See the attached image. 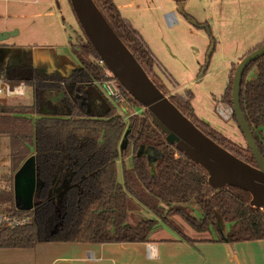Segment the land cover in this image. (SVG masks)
<instances>
[{
  "label": "trees",
  "instance_id": "1",
  "mask_svg": "<svg viewBox=\"0 0 264 264\" xmlns=\"http://www.w3.org/2000/svg\"><path fill=\"white\" fill-rule=\"evenodd\" d=\"M94 2L153 82L168 96L155 70L165 72L141 34L123 18L114 0ZM83 40L77 47L91 59H82L83 68L68 78L0 73V77L13 85L23 81L34 90L32 106L12 107L0 103V137L9 139L13 172L35 157L40 182L36 194L38 203L28 212L17 209L12 189H0V207H9L11 214L28 218L23 226H0V248H33L44 242H147L160 223L192 243L172 216L180 217L198 233L214 230L219 240L228 243L264 240V209L252 207L251 195L242 189L213 188L207 172L167 143L166 136L155 127L146 110L143 109L142 115L129 117L128 123L115 111L105 119L88 117L83 90L100 81L103 70L88 38L85 36ZM254 68L259 71L258 78L248 81ZM168 78L173 82L169 75ZM50 89L66 94L63 103L68 113L63 117L36 120L34 116L40 114L41 92ZM71 90L81 96L76 102L68 96ZM126 94L133 104L141 106L127 91ZM168 97L208 137L241 160L257 166L248 146L245 150L239 148L194 114L192 91ZM223 99L232 105L231 88L226 89ZM241 107L264 158V57L251 63L244 73ZM233 119L238 125L235 114ZM128 130V147L121 151ZM146 148L156 156H139ZM129 156L132 168L123 166V183H120L117 164ZM62 168L67 172L68 187L59 201H54L51 194ZM135 210H147L154 217H144L131 225L129 218ZM220 222L229 225L226 239L220 234Z\"/></svg>",
  "mask_w": 264,
  "mask_h": 264
},
{
  "label": "rangeland",
  "instance_id": "2",
  "mask_svg": "<svg viewBox=\"0 0 264 264\" xmlns=\"http://www.w3.org/2000/svg\"><path fill=\"white\" fill-rule=\"evenodd\" d=\"M49 2L51 0H40L39 3L35 0H0V28L19 21L22 33L10 38L13 43L34 42L42 46L54 44L61 35L62 38L65 35L68 42L84 43L85 34L70 0H53V6L48 5ZM130 3L133 7L127 14L164 67L165 73L158 68L155 72L168 96H183L186 91H192L194 114L245 150L246 139L233 119L232 105L223 96L226 89L231 88L232 92L233 77L240 59L264 44V0H186L184 14L179 12L175 0H131ZM16 14L21 17H16ZM167 15H171L176 23L171 24ZM186 15L199 25L206 24L208 29L190 24ZM212 42L215 48L207 64ZM5 97L0 95V98ZM32 102L33 89L28 86L25 97L8 99V104L13 105H30ZM133 107V115L143 109L136 104ZM222 108L227 109L228 118L220 113ZM119 113L122 112L119 110ZM8 153L9 148L0 141V158H5ZM132 163L131 156L118 162V182L123 183V166L130 167ZM13 175L12 167L2 169L1 189H12ZM37 200L36 195L35 204ZM4 209L10 211L9 207ZM150 215L153 216L147 210H135L129 223L136 225L141 218H149ZM171 219L186 233L192 229L178 216ZM221 225L224 227L222 222Z\"/></svg>",
  "mask_w": 264,
  "mask_h": 264
},
{
  "label": "crops",
  "instance_id": "3",
  "mask_svg": "<svg viewBox=\"0 0 264 264\" xmlns=\"http://www.w3.org/2000/svg\"><path fill=\"white\" fill-rule=\"evenodd\" d=\"M39 1L35 0L36 3H39ZM130 1L114 0V3L123 18L129 21L135 28L131 16L127 14L129 12L128 10L133 7V3H130ZM185 1H183V5ZM48 5L53 6V0ZM25 15L23 16L27 17ZM170 16L167 15L170 23H176L172 18H169ZM16 17L21 16L16 14ZM16 30L18 34L15 36H19L22 33L19 21L10 25H3L0 28V32ZM138 32L142 36V33L140 31ZM10 38L4 42H0V73L41 75L45 78L58 75L68 78L74 71H79L83 68L82 59H91L85 53L83 54V51L77 47L78 44L68 42L65 35H63V38L62 35L57 37L54 44L46 43L42 46L34 42L13 43L10 41ZM144 41L150 47L147 40L144 39ZM161 66L164 68L162 64ZM258 75V69L254 68L249 73L247 80L255 81ZM61 92L63 91L57 89L43 90L41 92L40 114L34 116L36 120L43 117H63L68 113L63 103L66 94L63 92L64 98L58 101L55 100ZM83 92L86 98L88 117L90 119H105L113 111L116 112L117 116L127 118V116L124 117L123 113H119L120 109L106 97L98 86L89 84L84 88ZM68 96L73 102H76L81 97L72 90L68 91ZM9 98L11 97L6 96L5 98H0V103L12 107L32 106L34 103V90L33 102L30 105L8 104ZM135 114L142 115L143 109L138 110V112L136 111ZM0 141L9 148L10 144L7 137H0ZM143 154L153 158L156 156L149 148L142 150L139 156ZM9 155L10 149L8 156L2 159L0 158V172L4 168L11 167ZM2 161L6 163L4 164ZM127 168L130 169L132 166ZM18 171L13 175L11 185L15 205V175ZM66 173L64 168H62L55 182V187L51 194L54 201H59V198L68 187V180L65 177ZM36 180L35 197L39 188L38 178ZM20 202H22L21 198ZM153 217L151 215L149 216V218ZM223 224L224 227H222L221 223L219 225L220 234L226 239L229 225ZM189 231L187 233L183 232L192 240V243L184 239L172 228L160 223L151 232L147 242H44L37 244L33 248H0V264H264V240L228 243L219 240L220 236L214 230L206 233H198L193 229H189ZM150 247L154 250V256L149 252Z\"/></svg>",
  "mask_w": 264,
  "mask_h": 264
},
{
  "label": "water",
  "instance_id": "4",
  "mask_svg": "<svg viewBox=\"0 0 264 264\" xmlns=\"http://www.w3.org/2000/svg\"><path fill=\"white\" fill-rule=\"evenodd\" d=\"M183 1L176 0L181 14L185 13ZM70 2L85 36L99 58L104 61L106 67L132 98L147 111L155 127L166 136L167 143L174 145L178 151L183 152L202 167L207 172L208 182L213 188L220 190L230 186L242 189L251 195L252 207L264 209V158L241 107L244 73L251 63L264 57V44L241 59L235 69L232 83V110L247 146L256 159L257 166H253L208 137L178 109L153 82L132 51L111 27L94 0H70ZM188 21L195 27L208 29L206 25H199L192 18H188ZM17 34V30L0 32V42ZM214 48L212 42L207 64ZM63 98L64 93L61 92L55 100ZM128 133L129 130L122 141L121 151L128 147ZM36 178L35 157H31L15 175L18 210L28 212L34 209Z\"/></svg>",
  "mask_w": 264,
  "mask_h": 264
},
{
  "label": "built area",
  "instance_id": "5",
  "mask_svg": "<svg viewBox=\"0 0 264 264\" xmlns=\"http://www.w3.org/2000/svg\"><path fill=\"white\" fill-rule=\"evenodd\" d=\"M169 18L171 19L172 16H170ZM98 65L103 70V77L100 81H94L93 84L98 86L104 92L106 97L121 110V112L124 114V117L127 116L126 119H128L133 115L132 112L134 107L130 98L126 94L125 88L106 67L103 60L99 59ZM3 94L7 97H24L26 94V83L20 82L16 85H13L6 78L0 77V95ZM225 111L227 112V109L222 108V111H220V113H222L225 118H228ZM26 223H28L27 217L13 215L8 210L0 207V226L15 228L18 226H23ZM149 252L152 256H154L155 253L151 247L149 249Z\"/></svg>",
  "mask_w": 264,
  "mask_h": 264
}]
</instances>
